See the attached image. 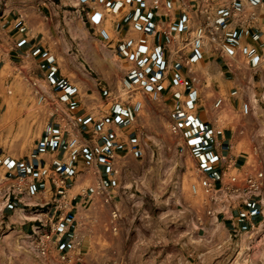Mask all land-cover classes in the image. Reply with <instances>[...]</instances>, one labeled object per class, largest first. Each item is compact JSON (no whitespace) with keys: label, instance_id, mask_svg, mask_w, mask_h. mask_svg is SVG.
Returning <instances> with one entry per match:
<instances>
[{"label":"crops","instance_id":"crops-1","mask_svg":"<svg viewBox=\"0 0 264 264\" xmlns=\"http://www.w3.org/2000/svg\"><path fill=\"white\" fill-rule=\"evenodd\" d=\"M10 1L0 0V119L18 73L33 79L36 103L47 112L25 154L0 151V232L28 239L34 249L23 254L33 264H65L63 254L84 264V244L94 237L81 226L94 216L82 212L97 196L113 207L121 199L124 170L143 157L148 143L145 101L152 88L177 151L191 157L198 181L208 177L219 188L214 200L206 195L203 202L208 214L239 236L264 222V170L248 162L249 143L264 138V0ZM200 25L207 33L202 48L194 49L191 36ZM210 26L218 27L215 33ZM100 27L108 29L110 41L101 38ZM166 34L173 38L169 44ZM124 78L135 87L128 101ZM137 99L143 101L139 112L133 108ZM236 116L253 123L259 137L250 139ZM73 146L79 154L68 166ZM254 172L263 177L258 195L226 188L230 175ZM195 218L202 222L188 204L160 222L181 231Z\"/></svg>","mask_w":264,"mask_h":264},{"label":"rangeland","instance_id":"rangeland-1","mask_svg":"<svg viewBox=\"0 0 264 264\" xmlns=\"http://www.w3.org/2000/svg\"><path fill=\"white\" fill-rule=\"evenodd\" d=\"M34 1L37 0L10 2L21 5ZM32 81L31 77L18 73L9 87L10 94L5 96V107L0 119V151L5 155L19 157L25 154L44 123L47 106L36 103ZM261 86L259 81L258 88ZM145 105L150 112L145 134L148 143L145 144L143 157L131 160L124 170L119 191L121 199L118 198L113 207L103 204L102 198L97 196L91 208L82 212L84 217H89L91 213L94 216L93 222L81 226L82 233H90L94 237L90 239L89 245L84 244L85 251L89 248L84 264H230L238 248L245 249L242 250L246 251L247 255H244L247 260L253 259L254 264H264V233L260 240L250 241L245 248L238 245L242 235L226 229L219 234L211 233L213 216L203 206L205 200L208 202L207 196L202 193L195 195L191 191V184L198 182L193 160L177 151V138L168 131L158 103L147 97ZM141 113L146 115L145 110ZM235 119L237 123L247 125L250 139L259 137V129L253 123H246L237 116ZM259 139V142L248 145V162L264 170V138ZM160 156H164L162 160ZM160 177L164 178L161 180ZM171 195L170 200L166 199ZM166 203H172L173 208H164ZM188 204L196 215H202V222L195 218L181 231H177L174 225L172 229L162 226L160 221L170 210L179 213L186 210ZM114 211L116 216H113ZM192 223H195V228H192ZM259 225L262 226L260 229ZM263 225L258 224L246 234L253 238L256 232L264 229ZM5 235L0 232V264H6L7 259L9 264H33L22 252L14 250L16 238L20 234H10L8 238ZM26 240L32 248L33 244ZM37 254L33 256L41 262Z\"/></svg>","mask_w":264,"mask_h":264},{"label":"built area","instance_id":"built-area-1","mask_svg":"<svg viewBox=\"0 0 264 264\" xmlns=\"http://www.w3.org/2000/svg\"><path fill=\"white\" fill-rule=\"evenodd\" d=\"M234 2V0H231ZM217 26H210L208 29V32L213 34L215 33V30L217 29ZM99 34L103 40L106 42L111 40L110 32L106 27H100L99 28ZM207 31L206 28L203 25L197 26L191 36V46L194 49H200L203 46L204 43V37L206 35ZM172 36L169 34H166L165 40L169 44L172 42ZM135 90L134 83L127 79H123V92L126 94V99H123V101H128L131 97L132 91ZM150 99L153 101H158L159 99V92L157 89H151ZM122 96H118L120 99ZM222 103V97L217 98L215 101V106H219ZM143 101L140 99H137L133 103V108L135 112H139L142 109ZM243 112H248V103L244 102L242 105ZM46 129H50V125L47 124ZM79 154V148L77 146H73L68 154L67 158V164L68 166H73L75 162V157ZM48 174V169L43 168L40 170L41 176H46ZM18 182H23L22 177H18ZM263 185V177L260 172L257 173H247L242 178H238L236 175H230V177L227 179L226 188L231 190L234 193H246L251 196H256L259 194L261 188ZM192 192L196 193L198 191H201L205 195L209 196L211 200H214L216 196L219 194V188L216 187L212 181L208 177L201 178L198 183H193L191 185ZM117 213L114 212L113 216H116ZM41 242V241H40ZM75 246L78 245V240L74 244ZM42 252H45V246L39 245ZM61 258L64 260L65 264H73V258L69 256L68 254L61 255Z\"/></svg>","mask_w":264,"mask_h":264},{"label":"bare ground","instance_id":"bare-ground-1","mask_svg":"<svg viewBox=\"0 0 264 264\" xmlns=\"http://www.w3.org/2000/svg\"><path fill=\"white\" fill-rule=\"evenodd\" d=\"M49 93V92H48ZM250 106H251V110H253L254 112H256V109H257V107H258V102H257V100H255L254 99V97H252L251 96V98H250ZM168 139H169V137H168ZM162 153V155H163V152H161ZM160 153V154H161ZM161 155V156H162ZM160 156V160H162L163 159V157H161ZM161 162L159 161V164H160ZM167 175V173L166 174H163V176H166ZM164 177H160V179L162 180ZM220 207V206H219ZM221 208V207H220ZM218 210V209H217ZM220 210V209H219ZM222 210V209H221ZM224 210V209H223ZM25 217V215H22V217ZM33 216H31L29 219H31ZM212 221H211V223H210V231H211V233L212 234H219L223 229V227H222V224L217 220V218H216V216L214 215L213 217H212V219H211ZM261 225H263L262 223H260ZM262 226H260L259 225V227H258V229H260ZM263 227H264V225H263ZM192 228H195V223L193 224L192 223ZM264 230V229H263ZM251 238H252V236L251 235H249V234H245V235H242L241 237H240V239L238 240V245H240L241 247H246L247 245H249V243H250V241H251ZM243 248H241V249H239L238 248V250H237V252L235 253V255L234 256H232V259H231V262H230V264H254V261H252L253 259H246V255H247V253H245L243 250H245V249H243ZM14 250L15 251H19V252H22V253H24V254H29V252H31V250H32V248L28 245V243H27V240H25V239H23V240H19V238L18 239H16V241H15V244H14ZM244 253L246 254V255H244ZM234 254V253H233ZM249 257V256H248ZM250 260V261H249ZM6 261V264H9V259H7V260H5ZM43 261V260H42ZM8 262V263H7ZM45 261H43V263H44ZM47 264V263H46Z\"/></svg>","mask_w":264,"mask_h":264}]
</instances>
